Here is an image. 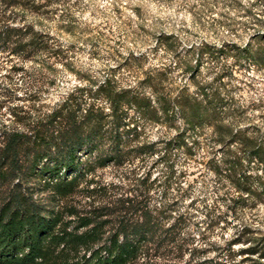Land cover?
I'll use <instances>...</instances> for the list:
<instances>
[{"label":"trees","instance_id":"trees-1","mask_svg":"<svg viewBox=\"0 0 264 264\" xmlns=\"http://www.w3.org/2000/svg\"><path fill=\"white\" fill-rule=\"evenodd\" d=\"M63 3L0 0V47L23 58L49 53L54 36L47 27L36 29L35 21L63 20ZM163 36L159 33L157 39ZM206 46L196 47L195 61L209 53ZM245 46L240 53L257 60L258 52ZM166 79L151 69L132 84L107 74L90 87L72 90L42 117L23 116L21 126L0 124V264H186L190 243L181 232L183 214H177L175 200L162 187L168 179L141 176L139 188L117 193L114 184L90 186L94 180L88 175L95 165H123L157 153L163 159L174 150L185 153L201 143L195 134L204 128L232 152L222 159L231 188L244 199H261L264 135L236 124L215 81L195 82L189 90L186 85L172 89ZM129 109H134L133 117ZM144 123L175 132L135 142ZM241 151L259 166L260 174L244 166L237 154ZM40 190L46 192L42 201L35 197ZM79 191L86 192L88 204L70 202ZM94 193L97 202L89 198ZM248 241L241 254L249 264H264V235Z\"/></svg>","mask_w":264,"mask_h":264},{"label":"rangeland","instance_id":"rangeland-1","mask_svg":"<svg viewBox=\"0 0 264 264\" xmlns=\"http://www.w3.org/2000/svg\"><path fill=\"white\" fill-rule=\"evenodd\" d=\"M61 8L63 20L35 21L36 29L47 27L54 36L49 53L23 58L0 47V124L21 126L23 116L42 117L72 90L90 87L107 74L132 84L151 69L166 74L165 84L172 89L186 85L193 90L195 82L215 81L236 124L264 135V0H64ZM159 33L166 36L157 39ZM202 43L209 53L195 61ZM243 46L257 51V60L241 54ZM134 114L128 110L129 117ZM138 132L135 142L175 131L144 123ZM196 135L201 143L185 153L95 165L88 175L94 180L90 186L114 184L112 191L122 193L139 188L141 176L166 178L162 187L175 200L177 214H183L181 232L190 243L186 264H249L240 249L253 236L264 235V193L257 201L239 197L222 165L232 152L213 141L210 128ZM237 154L249 172L260 174L246 152ZM45 194L40 190L35 197L42 201ZM85 195L79 191L70 202L88 204ZM89 198L99 200L95 193ZM236 239L241 242L231 244Z\"/></svg>","mask_w":264,"mask_h":264}]
</instances>
